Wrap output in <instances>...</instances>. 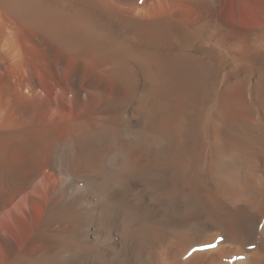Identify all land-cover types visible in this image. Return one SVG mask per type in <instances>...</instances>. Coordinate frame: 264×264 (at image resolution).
Segmentation results:
<instances>
[{
	"label": "bare ground",
	"instance_id": "bare-ground-1",
	"mask_svg": "<svg viewBox=\"0 0 264 264\" xmlns=\"http://www.w3.org/2000/svg\"><path fill=\"white\" fill-rule=\"evenodd\" d=\"M0 264H264V0H0Z\"/></svg>",
	"mask_w": 264,
	"mask_h": 264
},
{
	"label": "snow or ice",
	"instance_id": "snow-or-ice-1",
	"mask_svg": "<svg viewBox=\"0 0 264 264\" xmlns=\"http://www.w3.org/2000/svg\"><path fill=\"white\" fill-rule=\"evenodd\" d=\"M210 247H214V245H210Z\"/></svg>",
	"mask_w": 264,
	"mask_h": 264
}]
</instances>
